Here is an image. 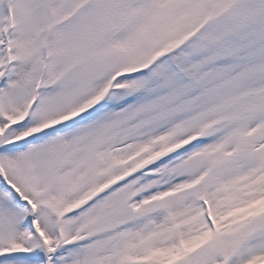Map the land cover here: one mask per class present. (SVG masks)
I'll list each match as a JSON object with an SVG mask.
<instances>
[{
  "label": "snow or ice",
  "instance_id": "obj_1",
  "mask_svg": "<svg viewBox=\"0 0 264 264\" xmlns=\"http://www.w3.org/2000/svg\"><path fill=\"white\" fill-rule=\"evenodd\" d=\"M0 264H264V0H0Z\"/></svg>",
  "mask_w": 264,
  "mask_h": 264
}]
</instances>
